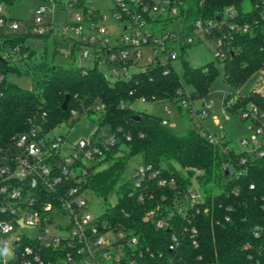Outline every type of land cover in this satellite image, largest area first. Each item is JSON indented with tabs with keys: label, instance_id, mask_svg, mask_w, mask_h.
<instances>
[{
	"label": "trees",
	"instance_id": "trees-1",
	"mask_svg": "<svg viewBox=\"0 0 264 264\" xmlns=\"http://www.w3.org/2000/svg\"><path fill=\"white\" fill-rule=\"evenodd\" d=\"M244 1L182 0L179 14L170 17L164 29L173 18H179V33L191 35L195 20L223 16L230 6L238 10V24H249L247 31L225 35V57L215 56L204 65H193L185 55L192 44L172 43L171 47L181 49L178 58L183 64L182 74L172 60H167L146 64L127 78L110 80L96 59L91 60V66L55 64L47 60L46 51L26 43L36 35L0 32V164L4 155L18 152L16 139L21 134L35 127L39 133H49L69 118L73 125L85 116L98 127L90 141L104 150V155L88 167L83 186L103 197L105 208L100 219L114 229L133 231L142 249L149 247L157 255L171 256L175 264H264V155L238 152L229 148L226 140L222 145L214 144L206 135L210 132L201 126L176 133L160 116L133 107L140 98L156 103L172 101L183 107L179 90L186 97V84L191 86V102L209 99L211 83L221 69L224 81L237 89L264 69V0H250V10H243ZM19 42L21 49L14 55L11 50ZM11 74L30 76L31 86H20L10 79ZM67 94V109H63ZM249 104L264 113V90L228 93L223 98V106L237 114ZM110 136L114 142L104 143ZM135 154L157 173L142 177L139 186L135 185V175L124 176L125 164ZM242 155H246V163L237 164ZM228 162L227 169L224 165ZM240 167L244 171L237 174L235 169ZM4 176L0 174V186ZM162 178L168 183L161 185ZM9 182L24 192L21 201L32 195L54 201L46 187L36 191L26 179L14 177ZM193 183L202 200L192 201L188 196ZM112 191L116 194L114 203L109 200ZM8 203L16 205L0 190V220L13 218L1 210ZM157 219L167 220L170 226H157ZM193 227L197 233L191 232ZM172 232L180 241L170 249ZM8 234L0 235V239ZM20 234L21 239L14 242L19 259L29 257L23 253L28 245L42 259L33 264H55L64 256L65 249L41 248L26 233ZM157 255L152 258L154 262L160 260Z\"/></svg>",
	"mask_w": 264,
	"mask_h": 264
},
{
	"label": "built area",
	"instance_id": "built-area-1",
	"mask_svg": "<svg viewBox=\"0 0 264 264\" xmlns=\"http://www.w3.org/2000/svg\"><path fill=\"white\" fill-rule=\"evenodd\" d=\"M42 3L39 10L35 11L33 18L27 20V24L21 29L18 19L10 16L6 0H0V26L5 33H14L19 36L33 34L54 38H61L67 43V48L61 52L68 55L81 54L87 58L93 54V59L100 62H111L115 64L114 74L116 78H127L129 68L139 65V60L143 57L142 46L148 47L145 53L146 63L140 64V68L153 62H164L178 58L177 48L171 47L172 43L185 46L193 44L200 35L215 40V56L225 57V35L232 36L234 31H247L249 24L237 23L238 10L227 7L224 15L217 18H198L194 21L193 34L182 36L179 28L174 30L172 25L175 21L168 23L164 29L163 24L170 17L179 14L182 0H113L114 7L112 13L124 24V31L127 35L121 34V40L117 44L110 42V30L104 22L106 14L94 9L84 0H40ZM90 1V0H88ZM75 5L83 7L82 13H75L72 21H66L63 28L55 25L53 14L57 9L71 8ZM51 14L50 23L45 22V16ZM57 28V31L55 29ZM73 35H70V32ZM182 37H186L182 41ZM27 43V41H26ZM22 43L15 45L11 51H20ZM26 56V54H24ZM3 75H0V79ZM182 95L180 104L190 109L193 115L200 119L208 114L211 102H204L205 108L195 110L191 105V100ZM144 100V99H143ZM98 108V106H97ZM168 109V107H165ZM73 114L76 115L75 111ZM244 119L250 120L251 129L256 127V131H251L252 135L243 140L247 146L244 150L247 153H254L256 156L264 155V113L254 104H249L241 113ZM94 125L93 132L97 130ZM214 144L222 145L224 136L216 137L214 134H206ZM222 140V141H221ZM66 137H50L48 133H39L38 128L21 134L16 139L18 154L3 156V163L0 164V174L5 175L4 182L0 186L1 192L10 196L16 202L5 204L1 210L13 215L11 219L0 220V235L8 234L16 230L21 224L34 226L37 229L35 237H30L37 242L39 247H53L65 249L64 256L58 258L55 264H175L171 256L163 253L155 254L149 247L142 249L139 237L133 231L114 229L106 221L94 216L89 211L88 201L83 195L88 188H83L88 175V167L97 162L104 155L102 145L92 143L90 139H81L73 145L71 151L63 153ZM104 143H113L114 137L110 136ZM13 161L14 165L10 163ZM247 161L246 155H242L237 164H244ZM233 163V162H232ZM225 163L224 167H228ZM13 165V168H11ZM244 171L243 167L235 169L237 174ZM156 171L150 165L142 164L135 174V185L139 186L141 178L146 175L156 176ZM26 179L36 191L46 187L52 192L54 201L46 200L32 195L29 199L20 200L24 192L20 186L9 182L10 178ZM175 185L174 180L169 181ZM159 183H168L166 179H160ZM64 191H60L63 185H67ZM36 193V192H35ZM188 196L192 201L202 200L199 188L192 184L189 188ZM172 213L170 212L169 215ZM63 219L67 222L63 223ZM156 225L168 227L169 222L165 219H157ZM54 230H59L55 232ZM186 230V228L184 229ZM192 233H197L193 227ZM21 239L18 233L13 241L0 239V247L11 245L13 258L1 259L3 264H33L41 261L39 254L34 253L32 246L24 248V254L29 257L19 259L14 252V242ZM179 236L172 232L170 236L169 248L173 249L179 244ZM197 245L196 240H193ZM149 251V252H147ZM149 253V254H148ZM160 257L155 261L152 258ZM15 259V261H11Z\"/></svg>",
	"mask_w": 264,
	"mask_h": 264
},
{
	"label": "rangeland",
	"instance_id": "rangeland-1",
	"mask_svg": "<svg viewBox=\"0 0 264 264\" xmlns=\"http://www.w3.org/2000/svg\"><path fill=\"white\" fill-rule=\"evenodd\" d=\"M85 3L89 4L94 9H99L101 13L106 14L107 18L105 23L110 30V42L111 44H117L121 40V34L127 35L128 31H124V24L119 18L113 15L112 9L114 7L113 0H84ZM42 2L40 0H18L14 3H9V13L14 19H18L21 23V29L27 24V20L33 18L35 11L39 10V6ZM243 10H250L252 3L250 0H245L242 5ZM83 7L81 5H75L71 8L57 9L55 10L53 17L55 19V25L63 28L66 21H72L75 13H82ZM51 14L45 16V22L50 23ZM180 27V20L176 18L172 28L176 30ZM57 28L55 31H57ZM4 29L0 26V32ZM73 35V32H70ZM201 41L195 40L194 44L188 47L185 55L193 65H204L210 60L215 59V40L205 38L200 35ZM186 37H182V41H185ZM27 43L35 49H41L47 52V60L49 62L61 65L75 64L79 66H91V59L93 54L89 57L84 58L80 53L74 55L64 54L61 51L67 48V43L61 38L51 37H30ZM141 51L143 57L139 60L140 64L146 63L145 53L148 47L142 46ZM177 51L180 53V47H177ZM139 65H134L129 68V73L135 72L140 69ZM172 64L175 69L182 74L183 64L180 58L172 60ZM219 64V63H218ZM99 67L104 71L105 75L110 79H116L113 72L115 64L111 62H100ZM10 79L15 83L23 87L31 86V77L27 75L11 74ZM187 91L191 90V86L185 85ZM260 89L264 90V69L258 71L247 83L240 88H234L228 85L223 78V71L216 76L210 86V91L206 102H211L212 105L209 108L208 114L203 116L201 119L193 115L187 107H179L177 103L172 101L166 102H155V101H144L143 98L138 99L133 105L134 108L142 111H147L160 116L167 124H169L176 133H183L189 127L199 128L208 130L211 134L216 137L224 136V140L227 141L228 147L233 148L238 152H243L247 149V146L243 144V140L249 138L252 135L251 131H256V127L250 128V120H244L240 114L233 112L232 110L226 109L223 106V98L228 93L248 94L251 90ZM195 110H202L206 104L203 98H197L191 103ZM168 107L166 109L165 107ZM72 120L69 118L67 122L52 129L48 136L50 137H66L64 143L63 153L67 154L71 151L74 144L79 142L81 139L89 140L93 135L94 121L90 118L83 116L77 123L71 125ZM143 164L142 157L140 154H135L125 164L124 176L129 178L137 173L139 167ZM107 164L97 168H103ZM83 195L88 201L89 211L94 216H99L104 212V199L102 196L96 194L93 190L87 189ZM109 200L114 203L116 200V194L114 191L109 195ZM67 222L63 219V223ZM58 232L59 230H54ZM26 232L30 237H35L37 229L34 226L21 224L17 226L16 230L3 237L4 240L13 241L18 233ZM2 240V239H1ZM6 258H13V249L11 245H3L0 247V260Z\"/></svg>",
	"mask_w": 264,
	"mask_h": 264
},
{
	"label": "water",
	"instance_id": "water-1",
	"mask_svg": "<svg viewBox=\"0 0 264 264\" xmlns=\"http://www.w3.org/2000/svg\"><path fill=\"white\" fill-rule=\"evenodd\" d=\"M217 19H220V17H217ZM68 100H69V94L66 95L63 103H62V108L63 109H67V105H68Z\"/></svg>",
	"mask_w": 264,
	"mask_h": 264
}]
</instances>
